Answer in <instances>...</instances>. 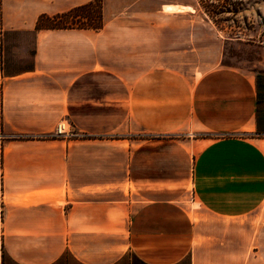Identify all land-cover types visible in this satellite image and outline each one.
<instances>
[{
	"label": "crops",
	"instance_id": "1",
	"mask_svg": "<svg viewBox=\"0 0 264 264\" xmlns=\"http://www.w3.org/2000/svg\"><path fill=\"white\" fill-rule=\"evenodd\" d=\"M89 1L0 0V264H236L227 257L237 255L239 232L264 252L254 228L264 224V126L253 71L221 64L189 77L153 68L134 79L131 123L190 138L169 152L180 176L127 180V160L104 168L111 151L95 153L88 138L9 140L52 131L81 103L71 96L87 95L95 65L103 68L95 52L125 41L127 25L198 13L193 0H101L97 31L35 28L40 14Z\"/></svg>",
	"mask_w": 264,
	"mask_h": 264
},
{
	"label": "rangeland",
	"instance_id": "2",
	"mask_svg": "<svg viewBox=\"0 0 264 264\" xmlns=\"http://www.w3.org/2000/svg\"><path fill=\"white\" fill-rule=\"evenodd\" d=\"M193 1L197 3L198 13L175 21L159 17L147 25L129 24L126 27L131 30L127 31L125 41H115V46L103 48L100 55L95 52L103 68L95 65L92 85H88L91 90L88 88L87 95L71 96V100L81 103L71 104L60 120L65 128L69 124L74 133L66 138L92 139L94 152L101 156L104 151H111L102 162L104 168L113 169L114 162L125 158L127 180L135 176L169 179V172L178 175L179 171L180 176L181 167L169 165L172 158L169 152L182 151L190 139L180 132L153 135L131 123L126 101L128 90L137 76L149 69L169 68L191 77L221 64L255 73L264 70V0ZM135 26L146 27L147 31L134 30ZM210 29L220 30L222 38L203 34ZM198 44L205 46L199 47ZM54 127L50 132L37 135L15 133L8 138L60 137L54 134ZM95 160L101 166V158ZM4 200L0 174V221ZM254 228L264 232V224H255ZM238 236L237 255H230L227 259L236 264H264L261 240H244L240 238V232Z\"/></svg>",
	"mask_w": 264,
	"mask_h": 264
},
{
	"label": "trees",
	"instance_id": "3",
	"mask_svg": "<svg viewBox=\"0 0 264 264\" xmlns=\"http://www.w3.org/2000/svg\"><path fill=\"white\" fill-rule=\"evenodd\" d=\"M103 26L102 1L89 2L73 6L54 14H40L36 29H91L99 30ZM264 70L256 72L257 88V123L264 126Z\"/></svg>",
	"mask_w": 264,
	"mask_h": 264
},
{
	"label": "built area",
	"instance_id": "4",
	"mask_svg": "<svg viewBox=\"0 0 264 264\" xmlns=\"http://www.w3.org/2000/svg\"><path fill=\"white\" fill-rule=\"evenodd\" d=\"M67 126H68V127L65 128V124H64V123H62L61 121L58 122V123L55 125V127H54V134H55L56 136H64V137H67V136H71V135H73L74 133H73V131H72L70 125L67 124Z\"/></svg>",
	"mask_w": 264,
	"mask_h": 264
},
{
	"label": "bare ground",
	"instance_id": "5",
	"mask_svg": "<svg viewBox=\"0 0 264 264\" xmlns=\"http://www.w3.org/2000/svg\"><path fill=\"white\" fill-rule=\"evenodd\" d=\"M166 9H173V8H187V7H183V6H180V7H175V6H165Z\"/></svg>",
	"mask_w": 264,
	"mask_h": 264
}]
</instances>
